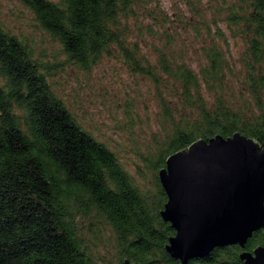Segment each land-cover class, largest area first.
Segmentation results:
<instances>
[{
  "label": "trees",
  "instance_id": "trees-1",
  "mask_svg": "<svg viewBox=\"0 0 264 264\" xmlns=\"http://www.w3.org/2000/svg\"><path fill=\"white\" fill-rule=\"evenodd\" d=\"M18 1L66 63L88 72L118 56L149 81L164 139L150 161L156 189L146 193L56 93L54 69L0 23V264H96L80 231L90 210L113 232L118 264H179L164 248L174 230L159 215L166 195L157 173L197 139L239 132L264 148V0L224 4L226 29L245 45L236 89L225 35L216 20L201 35L204 13L193 0L185 2L187 20L174 26L158 0ZM190 27L204 39L194 69L185 49L174 46L178 32ZM262 242L257 230L245 248H215L187 264H245L240 253Z\"/></svg>",
  "mask_w": 264,
  "mask_h": 264
},
{
  "label": "rangeland",
  "instance_id": "rangeland-1",
  "mask_svg": "<svg viewBox=\"0 0 264 264\" xmlns=\"http://www.w3.org/2000/svg\"><path fill=\"white\" fill-rule=\"evenodd\" d=\"M56 1V0H52ZM188 0H158L159 8L169 17L173 26L187 20ZM204 13V24L214 26L225 35L228 63L235 76L230 86L236 89L242 78L245 45L233 38L223 21L224 4L232 0H193ZM221 20V22H220ZM1 25L32 46L35 54L52 67L50 81L56 93L66 102L82 125L117 157L122 168L135 185L146 193H154L155 181L150 161L156 154V143L163 142L161 110L152 84L131 73L122 59L102 58L90 71L76 69L66 63L60 46L35 23L32 13L18 0H0ZM147 23V21H144ZM198 23L195 22L194 25ZM192 28L179 31L174 46L185 49L190 56L187 63L195 68L203 37ZM132 36L134 34L132 33ZM220 44V43H219ZM141 51L153 60L151 51L141 45ZM81 236L96 264H118L117 243L110 227L94 210L81 221Z\"/></svg>",
  "mask_w": 264,
  "mask_h": 264
},
{
  "label": "water",
  "instance_id": "water-1",
  "mask_svg": "<svg viewBox=\"0 0 264 264\" xmlns=\"http://www.w3.org/2000/svg\"><path fill=\"white\" fill-rule=\"evenodd\" d=\"M157 175L166 195L159 215L174 230L164 247L171 258L187 264L215 248H245L262 230V244L239 257L264 264V148L255 139L239 132L197 139L168 156Z\"/></svg>",
  "mask_w": 264,
  "mask_h": 264
}]
</instances>
